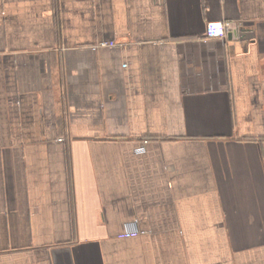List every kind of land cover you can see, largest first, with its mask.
<instances>
[{"label": "crops", "instance_id": "1", "mask_svg": "<svg viewBox=\"0 0 264 264\" xmlns=\"http://www.w3.org/2000/svg\"><path fill=\"white\" fill-rule=\"evenodd\" d=\"M0 264H264V0H0Z\"/></svg>", "mask_w": 264, "mask_h": 264}, {"label": "built area", "instance_id": "2", "mask_svg": "<svg viewBox=\"0 0 264 264\" xmlns=\"http://www.w3.org/2000/svg\"><path fill=\"white\" fill-rule=\"evenodd\" d=\"M238 28L237 23L234 22H224V23H216V24H210L208 26L207 34L208 36H224V33L226 31H232ZM106 45V44H104ZM138 153L145 152V149L143 147L138 148L136 150ZM132 232H138L137 228H134V231Z\"/></svg>", "mask_w": 264, "mask_h": 264}]
</instances>
